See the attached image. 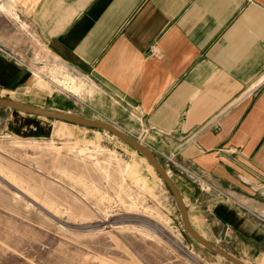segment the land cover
<instances>
[{
    "label": "crops",
    "instance_id": "obj_1",
    "mask_svg": "<svg viewBox=\"0 0 264 264\" xmlns=\"http://www.w3.org/2000/svg\"><path fill=\"white\" fill-rule=\"evenodd\" d=\"M0 49L20 62L0 53L1 97L83 110L46 90L45 54L88 79L90 110L137 135L132 110L159 162L174 155L238 204L179 178L192 227L264 264V0H0ZM52 123L0 107L16 134L44 139Z\"/></svg>",
    "mask_w": 264,
    "mask_h": 264
},
{
    "label": "rangeland",
    "instance_id": "obj_2",
    "mask_svg": "<svg viewBox=\"0 0 264 264\" xmlns=\"http://www.w3.org/2000/svg\"><path fill=\"white\" fill-rule=\"evenodd\" d=\"M44 63L42 73L52 83L46 90L63 93L71 102L94 103L88 79L48 54ZM87 104L83 110L64 113L112 125L135 140L141 135L94 113ZM128 118L142 132L137 114L129 110ZM4 128L0 127V264H231L188 235L162 179L113 135L52 123L49 137L39 139ZM146 144L150 148L147 139ZM159 163L176 187L179 178L191 183ZM192 211L189 221L202 233L203 220ZM209 242L214 244V239ZM214 245L253 264L229 247Z\"/></svg>",
    "mask_w": 264,
    "mask_h": 264
},
{
    "label": "water",
    "instance_id": "obj_3",
    "mask_svg": "<svg viewBox=\"0 0 264 264\" xmlns=\"http://www.w3.org/2000/svg\"><path fill=\"white\" fill-rule=\"evenodd\" d=\"M0 107L9 109L16 113L35 116L38 118H43L54 122H63L69 125L78 126L80 128L103 131L113 135L115 138L120 140L126 146L133 149L137 154L145 158L146 161L153 167L154 171L159 175V177L162 179L164 184L167 186V188L173 195L176 201V205L181 213L182 222L185 227V231L196 243L207 249L209 252L219 257H222L231 264H244L243 262L234 258L230 254L224 252L223 250L216 247L214 244L208 242L207 240L203 239L199 234H197V232L192 228L190 224L188 211L178 188L176 187L174 182L168 177L166 171L162 168L156 156L152 153L151 150L139 144L135 139H133L126 133L122 132L121 130H119L118 128L112 125L73 116L70 113L37 108V107H32L29 105L17 103L7 99L5 93L3 94L2 97H0Z\"/></svg>",
    "mask_w": 264,
    "mask_h": 264
},
{
    "label": "built area",
    "instance_id": "obj_4",
    "mask_svg": "<svg viewBox=\"0 0 264 264\" xmlns=\"http://www.w3.org/2000/svg\"><path fill=\"white\" fill-rule=\"evenodd\" d=\"M0 53L3 54L4 56L10 58V59H13L16 62L18 61L12 55H10L9 53H6L2 49H0ZM0 97H1V95H0ZM137 120H138V122L142 123V120L139 117L137 118ZM148 132L149 131L144 128V129H142L141 135L138 138H136V141L139 144H141L142 146L146 147V148H148V146L146 144V139L148 137ZM160 157L167 164L168 168L174 169L181 177L186 178L193 185L197 186L199 188V190H201V192H206V193H212L213 192L217 196L225 199L226 201L231 202V203H233L235 205H238L236 202H234L231 199V197L229 195H227L226 193L222 192L218 188H216L213 185H211L206 180L204 175H202L201 173L193 170L190 166H188V165H186V164H184L182 162L177 161L175 159L174 155L166 154V153H160ZM261 221L264 222V219H261Z\"/></svg>",
    "mask_w": 264,
    "mask_h": 264
},
{
    "label": "bare ground",
    "instance_id": "obj_5",
    "mask_svg": "<svg viewBox=\"0 0 264 264\" xmlns=\"http://www.w3.org/2000/svg\"><path fill=\"white\" fill-rule=\"evenodd\" d=\"M61 84H63L62 82H61ZM65 87H67L66 86V84H63ZM67 89V88H66ZM74 90V89H73ZM59 123H62V124H66V123H63V122H59ZM67 125H69V124H67ZM70 126H73V125H70ZM74 127H77V128H80V127H78V126H74ZM82 129H85V128H82ZM145 161H146V159L145 158H143ZM147 162V161H146ZM148 163V162H147ZM149 164V163H148ZM150 165V164H149ZM151 166V165H150ZM152 167V166H151ZM152 169H153V167H152ZM154 170V169H153ZM166 174H167V172H166ZM168 175V174H167ZM169 177V176H168ZM170 178V177H169ZM19 196V195H18ZM18 196H16V198L18 197ZM191 224V223H190ZM192 226V225H191ZM193 228V227H192ZM194 229V228H193ZM195 230V229H194ZM196 231V230H195ZM197 232V231H196ZM197 234H199L198 232H197ZM200 235V234H199ZM201 236V235H200ZM202 237V236H201ZM203 238V237H202ZM203 239H205V238H203Z\"/></svg>",
    "mask_w": 264,
    "mask_h": 264
}]
</instances>
